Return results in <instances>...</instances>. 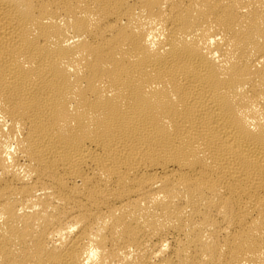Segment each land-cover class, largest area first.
Masks as SVG:
<instances>
[{"label":"bare ground","instance_id":"bare-ground-1","mask_svg":"<svg viewBox=\"0 0 264 264\" xmlns=\"http://www.w3.org/2000/svg\"><path fill=\"white\" fill-rule=\"evenodd\" d=\"M0 264H264V0H0Z\"/></svg>","mask_w":264,"mask_h":264}]
</instances>
